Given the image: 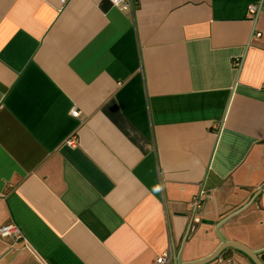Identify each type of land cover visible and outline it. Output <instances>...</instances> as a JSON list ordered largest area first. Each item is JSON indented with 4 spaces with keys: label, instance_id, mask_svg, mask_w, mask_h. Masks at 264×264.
Here are the masks:
<instances>
[{
    "label": "crops",
    "instance_id": "0c3cea01",
    "mask_svg": "<svg viewBox=\"0 0 264 264\" xmlns=\"http://www.w3.org/2000/svg\"><path fill=\"white\" fill-rule=\"evenodd\" d=\"M263 184L264 0H0V264L257 250Z\"/></svg>",
    "mask_w": 264,
    "mask_h": 264
},
{
    "label": "built area",
    "instance_id": "2783aa9c",
    "mask_svg": "<svg viewBox=\"0 0 264 264\" xmlns=\"http://www.w3.org/2000/svg\"><path fill=\"white\" fill-rule=\"evenodd\" d=\"M66 1L67 0H62V2H64V3ZM112 2L116 5H121L124 8H128L130 6L132 0H112ZM248 8H249V11L253 14L258 11V6L256 4H250ZM72 115L73 116H79L80 111L76 108H73L72 109ZM69 143H74V139L72 138L69 141ZM260 188L264 192V184L262 186H260ZM202 199H203L202 193H200V195H198L197 197L194 198L193 206L196 209L199 208ZM0 236H2V237L13 236L17 240H19L23 237L22 231L20 230V228L17 225L11 224V223H5V224H2L0 226ZM169 252L170 251H167L164 254H162L161 256H159L157 258V264H169V261H170V253Z\"/></svg>",
    "mask_w": 264,
    "mask_h": 264
},
{
    "label": "water",
    "instance_id": "95a60500",
    "mask_svg": "<svg viewBox=\"0 0 264 264\" xmlns=\"http://www.w3.org/2000/svg\"><path fill=\"white\" fill-rule=\"evenodd\" d=\"M259 191L260 192L262 191L261 188ZM225 248H231V250L236 248V249L240 250L241 252H243L245 255H247L254 264H264V247L257 249V250H252V249H249V248L244 247L242 245L230 243V242H227L225 240H223V244L220 247L218 253L216 252L211 257L201 261L200 264L210 262V260H214L217 257V255H219V253ZM222 261L226 262V264H233L234 263V254L231 256H227L225 258H222Z\"/></svg>",
    "mask_w": 264,
    "mask_h": 264
}]
</instances>
